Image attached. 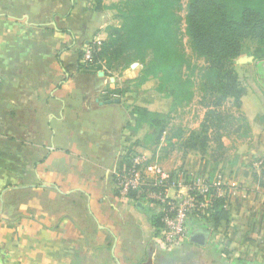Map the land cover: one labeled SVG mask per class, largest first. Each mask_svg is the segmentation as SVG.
Instances as JSON below:
<instances>
[{
    "label": "crops",
    "instance_id": "crops-1",
    "mask_svg": "<svg viewBox=\"0 0 264 264\" xmlns=\"http://www.w3.org/2000/svg\"><path fill=\"white\" fill-rule=\"evenodd\" d=\"M117 1L96 10L92 0H0V264H264V188L251 179L264 156V104L254 88L240 106L249 132L217 167L228 220L193 222L179 248L160 251L150 207L117 196L113 172L127 152L151 160L137 144L147 127L131 130L129 110L168 112L142 97L155 79L118 96L131 72L80 66L86 46L118 24L108 8ZM176 167L198 174L203 161L188 152Z\"/></svg>",
    "mask_w": 264,
    "mask_h": 264
},
{
    "label": "trees",
    "instance_id": "trees-1",
    "mask_svg": "<svg viewBox=\"0 0 264 264\" xmlns=\"http://www.w3.org/2000/svg\"><path fill=\"white\" fill-rule=\"evenodd\" d=\"M92 1L94 9L104 8L102 0ZM108 8L118 24L106 27V39L86 46L90 59L84 63V51L80 53V66L87 71L122 70L137 62L136 76L111 93L123 95L155 79L156 92L171 101L168 112L139 106L129 110L131 130L147 127L137 144L157 161L174 151L182 157L195 152L203 161L198 174L211 181L225 161L223 137L243 138L249 132L240 113L246 88L235 70V60L247 54L257 66L264 64V0H187L184 15L182 0H118ZM196 91V103L204 110L201 122L196 128L174 123L173 114L191 105ZM129 154L131 150L124 162ZM255 161L260 162L259 170L251 179L264 188V156ZM227 202V193L214 197L198 225L216 228L228 220ZM154 217L158 226L159 216Z\"/></svg>",
    "mask_w": 264,
    "mask_h": 264
},
{
    "label": "built area",
    "instance_id": "built-area-1",
    "mask_svg": "<svg viewBox=\"0 0 264 264\" xmlns=\"http://www.w3.org/2000/svg\"><path fill=\"white\" fill-rule=\"evenodd\" d=\"M89 59L90 49L85 48L82 61ZM113 179L119 198L145 201L159 216L154 240L160 251L179 248L188 236L190 225L201 221L213 198L228 195L221 173H216L210 181L203 174L166 171L142 151L129 154L128 161L114 170Z\"/></svg>",
    "mask_w": 264,
    "mask_h": 264
},
{
    "label": "rangeland",
    "instance_id": "rangeland-1",
    "mask_svg": "<svg viewBox=\"0 0 264 264\" xmlns=\"http://www.w3.org/2000/svg\"><path fill=\"white\" fill-rule=\"evenodd\" d=\"M186 3H187V0H182V13H181L182 15H184ZM183 41H184V47H185L187 54H190V51L187 48L186 38H184ZM247 50H249V51L252 50L250 45H248ZM247 57H249V55L243 54V56H239L237 58V60L235 61L236 65H237V71H238L237 73H238L239 79L244 86L254 88V90L260 96L261 103L264 104V80L262 79V75L264 73V64L261 63L260 66H258L259 68L257 69V71L253 72L254 67H252V65H251V64H254L253 63L254 62L253 57L251 56L252 61H253L251 63H246L242 60V59L247 58ZM250 60H251V58H250ZM245 61H246V59H245ZM197 62H199V61H197ZM139 69H140L139 65H137L136 67H134L132 69L129 66V67L125 68V71H126V73L131 72L130 74H132L133 75L132 78H134ZM126 73H125V76H126ZM143 86L145 88V89L144 88L141 89V90H143V92H142L143 98H145L146 100L147 99H153V101L155 102L156 108H158L160 110L168 108V111H169V106H170L171 101H170V99L163 97L161 94H158L156 92L155 89L157 86V81L148 82L146 85L144 84ZM197 93L198 92L196 91V95H195L191 105L182 107L181 109H178L176 111V113L173 114L174 123H176V124L179 123L185 127L193 128L198 124V122L199 123L201 122L204 111H203V109H200L196 103L197 99H198ZM232 111L236 114V111L234 109H232ZM240 113H242L241 110H240ZM234 138H236L235 135H231L230 137H223L224 142L228 147H226L225 145L224 146L229 149L230 153L234 152V149H236L238 147L237 140ZM223 139H222V141H223ZM244 148L245 147L239 148V151L245 152ZM181 158H183L182 155L180 153H178V152L176 153L174 151V152L170 153L163 160H160V161H157L156 159L155 160L158 163H160L161 167L164 170L172 172L173 170L178 171V169H177L178 167H176V164L180 163ZM255 162H258V161H255ZM225 255H227V254H224L222 258L225 261H230L231 257L228 255L227 256H225Z\"/></svg>",
    "mask_w": 264,
    "mask_h": 264
},
{
    "label": "water",
    "instance_id": "water-1",
    "mask_svg": "<svg viewBox=\"0 0 264 264\" xmlns=\"http://www.w3.org/2000/svg\"><path fill=\"white\" fill-rule=\"evenodd\" d=\"M138 65L137 62H133L131 65H130V68H134ZM101 75L103 74L102 71L99 72ZM192 240L198 242V243H201L203 244L204 243V235L202 233H197V234H194V236L191 238Z\"/></svg>",
    "mask_w": 264,
    "mask_h": 264
}]
</instances>
